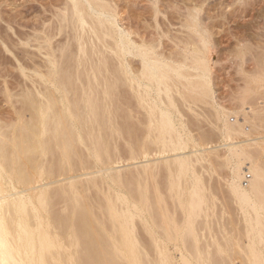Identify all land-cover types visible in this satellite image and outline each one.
Segmentation results:
<instances>
[{"label": "bare ground", "instance_id": "6f19581e", "mask_svg": "<svg viewBox=\"0 0 264 264\" xmlns=\"http://www.w3.org/2000/svg\"><path fill=\"white\" fill-rule=\"evenodd\" d=\"M114 1L62 0L49 10V25L42 19L33 31L16 28L17 43L13 34H0V64H13L18 83L11 92V73L0 72L2 92L15 109L10 119L0 117V264H236L238 258L240 264H264V47L252 59L253 69L241 73L235 107L219 109L211 79L218 41L214 45L206 18L188 11L189 39L184 46L179 42L184 50L167 53L159 50L161 43L142 36L139 41L135 30L123 28ZM1 14L0 26L15 28ZM250 46L238 51L242 65ZM30 54L42 57L37 61ZM202 104L213 132H201L196 123L198 137L189 130L185 111L196 115ZM134 106L144 118L139 115L133 124ZM196 116V122L204 117ZM216 131L226 141L224 156L206 146ZM126 132L130 140L124 149L116 139ZM121 149H127L134 171L125 173L127 165H119ZM151 151L159 157L135 160ZM213 158L229 170V202L245 223L235 242L210 240L216 239L213 226L221 225L218 199L196 165ZM159 163L168 173L165 189L182 209L179 221L162 195ZM61 203L64 210L62 205L55 210ZM140 242H151L156 255ZM166 242H182L187 253L192 247L194 260L180 249L176 263Z\"/></svg>", "mask_w": 264, "mask_h": 264}, {"label": "rangeland", "instance_id": "374dc122", "mask_svg": "<svg viewBox=\"0 0 264 264\" xmlns=\"http://www.w3.org/2000/svg\"><path fill=\"white\" fill-rule=\"evenodd\" d=\"M59 1L60 0H7V1L6 0H0V13H2L1 15L3 17H5L6 20H8V18H10L9 20L11 22L13 20V23L15 24V25H13V26H15V28L13 26H12L13 28H9L8 27L9 26L8 23L3 22L2 23L3 25L1 24L2 27L0 26V34L1 35L3 33H4V35H6L8 33L11 34V35L13 34L12 36H13V38H15L14 41H16L15 43H17L18 42V37L15 35L16 28L17 29L20 28V30H22V31L24 30L25 32H28L29 30L33 31L32 27H36V25H38V26L43 25L42 23H40L42 21V19L43 20L47 19V23L46 24L49 25L50 23H52V20H53V18L50 17L51 16V12H49V10L50 9L52 11L55 10V8H57L60 5V3L62 2V0L60 2ZM114 3L117 4V6H118L119 18L121 20L120 21V25L122 24V27L124 25L125 26L127 25L126 27H131L133 31L135 30L137 38L142 36V37H144V39L146 38L149 42L154 41V42H157V43H161V46H159V48H160L159 50L162 51V49H163V51L165 50V52L174 51V49H177V51L184 50V48H181L182 47L181 44H183V46H184V41L186 39L187 40L189 39L187 37L188 36L187 34H189L187 32L188 31L187 28H189V27L185 26V24L188 22L187 20L190 19L189 12L198 11V13H200L202 15V16L200 15V17H202V19L206 18V19H204V21H205V25L207 27H210V29L208 28L209 31H210V34L213 32L211 37H212V39L214 38V40H215V41H213L214 45H215V42L217 43V41L219 43V44L218 43L216 44V49H215V47L213 48V50H214L213 51V55L214 54H216V55L212 56V57H214L213 58L214 62H213V67H212V72L213 73H212V78L211 79H212L213 88H214V91H215L214 96H215V101L217 103L216 105H217L218 108L219 107L220 108L224 107L227 110H231L232 108L235 107L233 105L234 102H235L233 96L238 92L239 88L241 87V85L243 83V78H242L243 74H241V73H243L242 71H244V73L246 71L250 72L251 71L250 69H253V67L255 66L254 65L255 62H253L252 59L255 58L257 56L256 53H260L259 52L260 49L262 47H264V0H249V4H247L248 5L247 7H245V6L243 7L242 5H239V4H234V3L231 2V0H115ZM57 4H58V6H56ZM154 4H155V6H154ZM31 6H33L34 8L31 7ZM155 8H157V9H155ZM157 11H158V14L156 15ZM186 12H187V14H186ZM11 16H13L15 18H13ZM43 17H45V18H43ZM49 18H51L52 20L49 19ZM50 20H51V22L49 23L48 21H50ZM182 22H183V24H182ZM37 23H39V24H37ZM48 25H46V26H48ZM125 26L123 28H126ZM2 28L5 29V30H3ZM8 28H9V30H8ZM189 30H190V28H189ZM138 35H140V36H138ZM229 35H231V36H229ZM226 36H227V38H226ZM179 38H181V41H179L180 40ZM142 39L143 38H140V39L138 38L139 41L142 40ZM182 39H184V40H182ZM221 39H223V40H221ZM243 40H244V42H243ZM179 42H181V44ZM248 42H250V43H248ZM225 44H226V46H225ZM248 44H249V46L251 45L250 47H252L251 48L252 51H250L247 54V55H249V56H246V59H248V60L245 61L244 62L245 64L242 65V64H240L241 59L238 56V51H239V49H241L242 46L248 45ZM177 45H178V47H177ZM217 46H219V47H217ZM179 47L181 48V50H178V49H180ZM0 48H1V43H0ZM33 48L30 47L29 49L33 50V51L35 50L34 52H37V49H35V48L33 49ZM217 49L219 51H217ZM33 51H31V52H33ZM38 55L36 56V54H32V55L30 54L29 57L30 58L32 57L34 60L37 59V61H38L40 59L39 57L40 56L42 57V55H40V54H38ZM215 60L218 61V62H216ZM3 62H5V61L2 60V64H0V72L4 73V74L5 73L6 74L11 73L9 75L12 76V77L11 76L7 77V80H8L7 81V85L9 87V90L11 92L13 90H15V89L18 90V86H17L18 83H16L17 81L14 78L15 77L14 73H15L16 70L14 69L13 64H11V62H7V61L5 62L6 64L3 63ZM215 64H217V66ZM239 64L243 66L244 70H243L242 66H240ZM136 65H138V64L136 63ZM137 67H139V65ZM5 70H7V71H5ZM28 71H30V70H28ZM2 75H0L1 76L0 77V117H2V119L8 120V119L11 118L10 116H12V114L15 113V109L11 106L10 103L7 104V99L5 97L8 94L2 92V91H4V89H2V88H4V85H5V83L4 84L2 83V82H4V77ZM10 78H12V79H10ZM8 83L10 84V86H9ZM27 83L29 84V86L31 85L30 84L31 81H30V83H29V81ZM15 86H17V88ZM10 87H11V89H10ZM234 92H236V93H234ZM126 93H127V95L130 94L129 92H126ZM126 93L124 95H126ZM3 94H5V95H3ZM231 94H232V96H231ZM127 95H126V97H127ZM130 96H131V94H130ZM232 100H233V102H232ZM256 100H258V99H256ZM252 102L254 104L255 103V99ZM220 104H221V106H220ZM202 105L204 106V104H202ZM198 106H201L200 103L198 104ZM198 106L195 107L196 111H197L196 115L198 114V116H199L198 119L200 120L202 118V116H204V115H208L207 118H209V113L207 111L208 107L207 106H204V107L202 106V107L198 108ZM134 107H135L134 109H136L134 111V117H135V114H136L137 117H135V119L133 117V119H131V120L132 121L133 120L136 121V120H138L137 118H139L140 116H141V118L142 117L144 118L143 114L137 112L136 106H134ZM227 107H230V108H227ZM2 111H3V113H2ZM187 111L188 110L185 111V115H186L185 117L187 118V119H185V121L187 122V120H188L189 122H187V123H190L191 127L194 128V129H192V128L189 127L190 132H194L195 131L194 134L192 133V135L198 136L201 132H206V131L209 132V133L213 132L212 131L213 125H211L212 123L211 124L209 123V121L212 122L211 119L210 120L208 119V121H207V119L204 116L202 118L203 122L201 120L199 122L198 121L196 122L197 116L194 115L193 113H191V111L190 112L189 111L187 112ZM8 112H9V114H8ZM186 112L188 113V115L186 114ZM201 113L203 115H201ZM191 116L193 118H191ZM252 116L254 117L253 114H252ZM234 117L235 116H231L232 121H233ZM204 118L206 119V122H208L209 124L204 121L205 120ZM129 120H130V118H129ZM134 121H133V124H134ZM194 122H195V125H196V123L197 124L199 123V125L202 124L201 127H200L201 129L198 127L201 130V132L197 128L198 125L195 126L193 124ZM128 123L131 124V122H128ZM136 124L138 125V122ZM190 125H188V126H190ZM138 126H140V125H138ZM202 130H204V131H202ZM216 133H217V135H216ZM124 134H122V135H124ZM213 134L214 135H212V136H214L216 138L212 137L213 141L209 145H206V146H213V147L215 146L214 147L215 149L213 148V151L215 150L214 152L217 151L216 153H218L220 156H224L225 153H226V148L224 146V143L226 141H225L223 136L221 137V135L218 134V131L214 132ZM129 135L131 136L133 134H129ZM121 136H119V139H116V141H117L116 143H119V146L121 148L125 149V147H127V144H124V143H127L130 140L129 139L130 137H128V133L127 132H126V135L124 136L126 139L125 138H121ZM127 138H128V141H127ZM201 148H202V145H201ZM124 149H121L124 152V154H122V157H123L122 160L124 162L122 161V162L119 163V165H121V166L122 165L126 166L129 163V160L126 159V158H128L127 155H129L128 151H127V149H126V151ZM154 152L155 151H153L152 154L150 153L151 155L150 154L149 155L145 154L144 156L146 158H144V156L143 157L140 156V158L138 160L137 159H135V160L136 161H140V160H144V159H147V158L148 159H153L154 156L155 157H159V153L156 154V152L155 153ZM125 154H127V155H125ZM141 158H143V159H141ZM135 160H133V161H135ZM217 160L219 161V159H217ZM217 160H214V158L211 161H209V159H205V160H203V162L200 161L199 165H198V162L196 161L197 162V165H196L197 171L199 172L201 170L199 172V175H201V176L203 175L204 176V177L203 176L202 177H203L204 182H205L206 185L208 183H210V184H208V187H211L212 191L213 190L215 191L214 193L213 192L212 193L218 199L217 200V204L219 205V208L221 209L220 210L219 208L218 209L216 208L217 212L219 211L218 212V214L220 215L219 216L220 217L219 220H221V221H219V223L218 222H216V223L221 224V225H219V226H221V228H219V226L216 223H215L216 227L213 226V224H212V226L214 227V230H216V231H213V230L212 231L214 233L216 232V234L214 235L212 232L211 233L216 237V239L211 237L210 240H211V242H213V241L214 242L215 241L216 242H219V241L220 242H224V241L227 242V240H228V242L229 241H234L235 242L236 238H240L239 236H241V238H242V232H243V228H244L243 224H245V223L238 216L239 212L236 211L235 206H233L234 204L230 203V202H232V200H230V198H231L230 195H229L230 193L228 192V190H227L228 186L226 185V183L228 182L226 180H228L227 177L229 175V170L226 167H223V165H221V163H219V165H218V161ZM220 160H221V158H220ZM206 162H209V163H206ZM162 163H161V165L159 163V168L157 167L158 165L156 166V168H158L159 170L155 168L156 172H158V171L160 172V173L158 172L157 177L159 178L158 180H161V181H158V182L162 183V185L161 184H159V185H161V188L163 190L162 191V195H164L163 197L166 199L165 200L166 205L168 203V208L167 209L170 210V212L169 211L168 212L170 214H172L174 216V218L179 221V220H181L180 218L183 217L182 209H180V207L178 205H176V202L174 201V199H176V198L171 197L173 194L170 193L171 194L170 195L169 192H168L169 190H167V188L165 189L166 183L168 184V181H167L168 180L167 179L168 178V176H167L168 173L166 172V168H164L165 165H163ZM194 163H195V161H194ZM204 165H205V167H204ZM207 165L209 167H208V169H205V168H207L206 167ZM210 165L212 167H210ZM128 166L129 165H127V167L124 168L125 170L122 168L125 173L126 172L128 173V171H132V170L134 171L135 170V166H133V165L130 166V167H133V169L128 167ZM199 166H200V168H199ZM160 167H162L163 169L160 168ZM209 171H210V173H209ZM205 172H207V174L210 175V176H208ZM200 173H202V174H200ZM166 176H167V178H166ZM246 176L242 180L243 184H247L245 182ZM162 177H163V179H162ZM206 177H207V179H206ZM209 179H210V181H209ZM151 181L152 180H150V182ZM151 184H152V182H151ZM212 185H214V186H212ZM151 188L153 189V187H151ZM165 192H166V194H165ZM172 201H174V202H172ZM225 201H227V202H225ZM219 202H220L221 205L219 204ZM169 203H170V205H169ZM230 204H232V205H230ZM61 205H62V210H64L63 209L64 208L63 207L64 206L63 203L59 204L58 206L56 205V209L55 210L58 211L61 208ZM218 205H217V207H218ZM226 207L228 209H226ZM62 210H59V211H62ZM221 211L222 212L224 211V212L222 213ZM229 213H231V214H229ZM174 214H176V215H174ZM224 215L227 216V217H225ZM177 216L179 217V219H178ZM222 218L224 219V221H223ZM230 219H231L232 222L230 221ZM233 219H235L236 221H234ZM225 220H226V223H225ZM224 223H225V225L228 223L226 225L228 227H226L224 225ZM229 225H231V226H229ZM226 228L231 230V232L229 230H228V232L225 231V230H227ZM240 228H242V229H240ZM220 229L223 230V231H221ZM218 230H220V231L217 232ZM226 232L227 233L230 232V233L226 234ZM237 232H238V234H237ZM220 233H221V235L225 234V236L223 235V237H222L220 235ZM232 233H233V235H232ZM207 235H209V233ZM231 236L233 238H234V236H237V237H235L233 239ZM224 237L225 238L228 237V239L227 238L224 239ZM204 238L207 239L208 237H204ZM207 240H209V238ZM207 240L205 242H207ZM210 240H209V242H210ZM236 240H238V239H236ZM242 240H240V241H242ZM203 242H204V239H203ZM140 243H141V245L143 243L145 244V245H143V248L147 246L146 248H148L147 249L148 251L147 250H145V251L149 252L151 250L150 254L151 253L153 254V255L151 254V257L152 256L154 257L156 255L154 253L153 247L151 246V242H140ZM166 243L168 244V248L170 249V254H172L174 256V258H175L174 260H175L176 263H180L181 262L180 261L181 260L180 249H181V251L183 250V252L185 254H187L189 257L191 256L190 255L191 254L190 250L191 249L194 250L191 247V249L189 248L190 250L187 253L186 249L183 248L185 246H182L183 245L182 242H179V243L177 242L178 244H180L178 246H177L176 242H175L176 244L174 242H171V243L170 242H166ZM187 243H188V245L190 243H192L191 239ZM146 248H144V249H146ZM177 248H178V250H177ZM190 258L193 259L192 256ZM238 259H236L237 261L236 260L234 261L236 264H240L241 263V259L240 258H238ZM194 263H195V261H194Z\"/></svg>", "mask_w": 264, "mask_h": 264}, {"label": "built area", "instance_id": "2783aa9c", "mask_svg": "<svg viewBox=\"0 0 264 264\" xmlns=\"http://www.w3.org/2000/svg\"><path fill=\"white\" fill-rule=\"evenodd\" d=\"M249 178H250V176H249V174H248V175L246 176V178H245V182H247Z\"/></svg>", "mask_w": 264, "mask_h": 264}]
</instances>
